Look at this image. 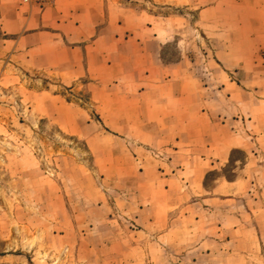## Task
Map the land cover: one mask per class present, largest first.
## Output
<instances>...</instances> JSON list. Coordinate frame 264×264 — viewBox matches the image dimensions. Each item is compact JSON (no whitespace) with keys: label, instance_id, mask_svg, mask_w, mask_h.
I'll return each instance as SVG.
<instances>
[{"label":"rangeland","instance_id":"1","mask_svg":"<svg viewBox=\"0 0 264 264\" xmlns=\"http://www.w3.org/2000/svg\"><path fill=\"white\" fill-rule=\"evenodd\" d=\"M179 37L70 82L0 56V264H264V48Z\"/></svg>","mask_w":264,"mask_h":264},{"label":"crops","instance_id":"2","mask_svg":"<svg viewBox=\"0 0 264 264\" xmlns=\"http://www.w3.org/2000/svg\"><path fill=\"white\" fill-rule=\"evenodd\" d=\"M20 1L0 0V56L23 54L32 68L53 71L65 82L85 74L91 49L143 50L137 57L146 69L150 50L178 43L179 35L187 43L197 33L220 31L241 48H264V0H147L154 11L133 0H56L45 10ZM179 8L195 11L194 20ZM168 9L174 11L162 12ZM189 62L184 57L179 66Z\"/></svg>","mask_w":264,"mask_h":264},{"label":"built area","instance_id":"3","mask_svg":"<svg viewBox=\"0 0 264 264\" xmlns=\"http://www.w3.org/2000/svg\"><path fill=\"white\" fill-rule=\"evenodd\" d=\"M24 1L29 2V3L35 2V3L40 4L41 6H45V5L54 3L55 0H24Z\"/></svg>","mask_w":264,"mask_h":264}]
</instances>
